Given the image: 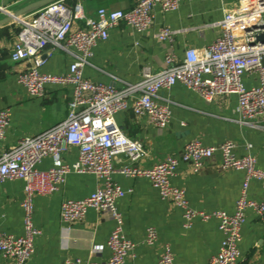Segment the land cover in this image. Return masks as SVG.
<instances>
[{"label": "built area", "instance_id": "obj_1", "mask_svg": "<svg viewBox=\"0 0 264 264\" xmlns=\"http://www.w3.org/2000/svg\"><path fill=\"white\" fill-rule=\"evenodd\" d=\"M182 1L193 0H140L131 11L101 8L96 18H88L81 1L71 8L66 0H56L18 20L21 29L11 59L32 64L19 75L20 85L34 98L44 97L48 85L70 87L72 98L65 121L37 136L19 139L16 145L0 154V182H24L25 197L21 207L25 233L22 236L0 233V252L14 264H28L32 260L36 251L35 240L42 234L34 224L35 196L57 192L73 173L94 174L100 185L82 199L63 202L62 219L71 224L81 222L87 211L94 209L113 220L115 227L107 242L111 256L106 263L69 259L66 264H124L136 248V244L125 235L124 218L118 209V201L133 190H126L116 182V173L129 178L149 179L162 200L183 209L185 229H190L195 221L217 220L224 238L218 253L208 264H239L246 212L252 210L264 217V169L258 167L257 159L251 153L253 145L247 144L248 153L238 157L234 141L206 146L195 139L185 145L180 157L168 156L150 168H143L139 163L146 156L144 144L124 133L116 122V115L132 109L136 116L146 117L149 123L163 131L173 115L171 102H160L159 93L181 84L196 92L206 103L220 96L237 95L242 124L250 125L254 119L264 118V40L258 39L264 36V0H244L245 6L227 13L223 20L215 23L214 26L220 28V35L213 43L200 49L188 48L182 58L178 57L174 46L177 31L161 29L156 35L166 48L161 68L154 72L149 65L143 67L141 79L137 82L115 79L122 83L118 88L91 81L85 76L86 68L93 66L95 48L108 40L112 29L124 22L138 32H146L155 22L157 7L168 13L177 10ZM78 21H83L85 27H76ZM240 24L245 28L242 41L234 30V26ZM50 45L74 59L63 75L40 72L45 56L50 54L46 51ZM249 74L258 75V86L245 87L243 77ZM10 121V109L1 110L0 149ZM70 146L78 150L77 160L72 165L62 160L63 153ZM216 153L221 155L224 169L246 173L233 214L193 208L185 190L172 183L181 163L190 165L192 171L198 173ZM49 156L53 159L52 166L46 171L40 170L39 166ZM121 156L126 161L117 168ZM252 180L262 184L261 202L249 198ZM158 238V231L149 227L146 244L153 246ZM173 262L174 255L167 246L159 264Z\"/></svg>", "mask_w": 264, "mask_h": 264}, {"label": "crops", "instance_id": "obj_2", "mask_svg": "<svg viewBox=\"0 0 264 264\" xmlns=\"http://www.w3.org/2000/svg\"><path fill=\"white\" fill-rule=\"evenodd\" d=\"M36 1L40 0H0V20ZM78 1L83 4L86 17L96 18L101 8L128 12L140 0H66L65 3L73 8ZM245 4L244 0L182 1L177 10L168 13L157 7L155 22L146 32H138L123 22L111 30L107 41L95 48L93 66L86 68L85 76L91 81L118 88L122 83L115 79L137 82L141 79L143 67L149 65L154 72L161 68L166 50L156 36L161 29L177 31L174 46L178 57L182 58L188 48L200 49L213 43L220 35V28L214 26L215 23ZM75 26L85 27V23L78 21ZM20 29L16 20L0 25V111H11L10 126L0 154L16 145L19 139L37 136L65 121L72 98L70 87L48 85L44 97L34 98L20 85L19 75L32 65L11 59ZM244 29L242 24L234 26L240 41ZM46 51L50 54L45 56L40 72L65 74L73 57L61 49L54 50L52 45ZM243 83L247 88L258 86V75H245ZM159 95L160 102H171L173 115L171 123L163 131L149 123L146 117L136 116L132 109L116 115V122L124 133L145 146L146 156L139 163L141 167L150 168L168 156L180 157L185 145L196 139L206 146L234 141L238 157L245 156L247 144H251V153L256 157L258 167L264 169V118L254 119L250 125L242 124L237 95L220 96L206 103L196 92L181 84L162 90ZM77 157L78 150L70 146L63 153L62 160L72 165ZM120 160L117 168L125 163L126 158L121 156ZM52 163L49 156L39 168L46 171ZM114 180L124 189L133 190L118 201L125 235L136 244L124 264H159L167 246L174 255L173 264H208L218 253L224 236L217 220L195 221L190 229H185L183 209L162 200L149 179L129 178L116 173ZM245 181L244 171L224 169L221 155L216 153L198 173L193 172L190 165L181 163L172 183L185 190L193 208L233 214ZM99 185L100 181L94 174L73 173L57 192L35 196L34 224L42 234L35 240L36 251L28 264H66L69 259L92 263L109 260L111 253L107 242L115 227L113 220L94 209H89L84 220L77 223H67L61 216L63 202L82 199ZM262 196L261 182L252 180L249 198L261 202ZM24 197L23 181L0 182V233L24 235L21 207ZM246 216L239 264H264V217L252 210H248ZM149 227H154L159 235L153 246L146 244ZM0 264H14V261L0 252Z\"/></svg>", "mask_w": 264, "mask_h": 264}, {"label": "water", "instance_id": "obj_3", "mask_svg": "<svg viewBox=\"0 0 264 264\" xmlns=\"http://www.w3.org/2000/svg\"><path fill=\"white\" fill-rule=\"evenodd\" d=\"M56 0H40V1H36L34 3H31L29 5H27L26 7L22 8L21 10H19L16 14L12 15V16H8L3 20H0V25L5 24V23H9L11 21H18L22 16H24L25 14H29L32 13L34 11H37L47 5H49L50 3L54 2ZM259 40L263 41L264 40V36L261 35L258 37Z\"/></svg>", "mask_w": 264, "mask_h": 264}]
</instances>
